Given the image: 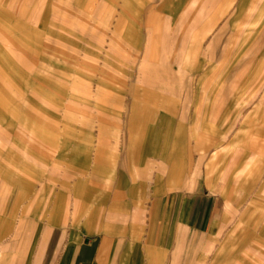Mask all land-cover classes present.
Masks as SVG:
<instances>
[{"label": "rangeland", "instance_id": "rangeland-1", "mask_svg": "<svg viewBox=\"0 0 264 264\" xmlns=\"http://www.w3.org/2000/svg\"><path fill=\"white\" fill-rule=\"evenodd\" d=\"M189 213L179 264H264V2L0 0V260L33 218L171 250Z\"/></svg>", "mask_w": 264, "mask_h": 264}, {"label": "crops", "instance_id": "crops-1", "mask_svg": "<svg viewBox=\"0 0 264 264\" xmlns=\"http://www.w3.org/2000/svg\"><path fill=\"white\" fill-rule=\"evenodd\" d=\"M253 162L241 167L242 181L260 175L261 161ZM195 218L190 213L187 220L178 218L177 243L171 250L156 240L152 230L142 231L123 218L111 221L100 215L91 227L62 223V216L33 218L2 247L0 264H179L185 252L179 244L181 231L190 241L188 253L194 252Z\"/></svg>", "mask_w": 264, "mask_h": 264}]
</instances>
